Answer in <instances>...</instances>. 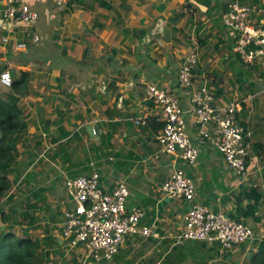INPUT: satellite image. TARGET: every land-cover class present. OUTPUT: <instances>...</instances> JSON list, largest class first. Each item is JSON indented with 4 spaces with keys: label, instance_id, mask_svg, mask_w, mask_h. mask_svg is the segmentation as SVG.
<instances>
[{
    "label": "crops",
    "instance_id": "obj_1",
    "mask_svg": "<svg viewBox=\"0 0 264 264\" xmlns=\"http://www.w3.org/2000/svg\"><path fill=\"white\" fill-rule=\"evenodd\" d=\"M231 1L70 0L62 13L52 0H33L37 20L30 24L8 23L0 6V72H9L13 83L23 71L28 77L27 93L14 95L0 74V97L19 98L27 125L7 172L10 189L0 198V246L4 234L12 243L0 264H79L82 251L69 248L62 235L73 208L65 181L94 171L108 191L125 181L127 207L141 208V226L155 228L102 264H264V69L244 65L233 51L236 36L222 20ZM22 41L27 49H16ZM192 54L198 57L196 86L206 85L218 104L240 101L239 120L252 132L247 179L236 176L210 143L200 146L196 166L182 163L195 181L197 204L253 229L251 241L231 250L218 242L174 244L190 205L162 191L175 160L155 159L159 131L134 123L154 118L148 83L189 111L190 93L180 88L178 72ZM186 118L195 142L193 115ZM90 126H97V135ZM17 239L27 242L16 247ZM9 252L18 259L11 261Z\"/></svg>",
    "mask_w": 264,
    "mask_h": 264
},
{
    "label": "built area",
    "instance_id": "obj_2",
    "mask_svg": "<svg viewBox=\"0 0 264 264\" xmlns=\"http://www.w3.org/2000/svg\"><path fill=\"white\" fill-rule=\"evenodd\" d=\"M31 1L0 0L2 18L10 24L35 22L37 14L32 11ZM52 1L59 12L68 11L70 0ZM258 1L256 6L254 0H233L222 17L224 26L236 36L233 51L246 66L264 65V0ZM256 7L259 8L256 10ZM39 40L37 35L32 38L33 43ZM2 41L6 43L8 38ZM15 46L18 50H26L28 44L22 41ZM197 65V54H192L185 59L178 72L180 88L190 93L189 111L182 109L178 97L155 84H146L149 113L162 124L157 134L159 149L155 159L161 155L174 158L173 169L164 181L162 191L167 198L190 205L183 230L174 238V244L218 242L225 250H231L251 241L255 236L253 229L224 213L197 204L195 181L182 163L196 166L200 146L210 143L236 176L247 179L252 132L239 120L240 101L218 104L206 85L196 86L194 76ZM1 81L11 87V74L2 73ZM187 112L193 115V125L197 129L195 142L188 131ZM134 123L148 127L147 118H137ZM179 160L181 164L177 163ZM65 187L73 208L64 216L62 235L69 248L82 251L85 256L82 264L109 262L130 239L135 236L149 237L154 232V227L141 226L145 215L141 208L127 207L130 191L125 181H120L112 191H108L101 184L100 173L94 171L67 178ZM262 240L264 244V236Z\"/></svg>",
    "mask_w": 264,
    "mask_h": 264
},
{
    "label": "trees",
    "instance_id": "obj_3",
    "mask_svg": "<svg viewBox=\"0 0 264 264\" xmlns=\"http://www.w3.org/2000/svg\"><path fill=\"white\" fill-rule=\"evenodd\" d=\"M27 81V74L23 71L20 80L12 84L13 94L24 95L27 93ZM14 95H6L5 98L0 97V198L10 189L7 172L15 161L18 145L27 129L23 113L18 105L19 98ZM147 121L148 129L156 133L161 130L162 124L158 123L155 118H147ZM26 242L19 241L21 244L19 247ZM5 245L7 246V244L2 243L0 246V256L3 255ZM9 254L11 261L18 259L15 252L14 254L9 252Z\"/></svg>",
    "mask_w": 264,
    "mask_h": 264
},
{
    "label": "rangeland",
    "instance_id": "obj_4",
    "mask_svg": "<svg viewBox=\"0 0 264 264\" xmlns=\"http://www.w3.org/2000/svg\"><path fill=\"white\" fill-rule=\"evenodd\" d=\"M162 31H163V29L160 30L159 34H160ZM158 37L161 38V35H159ZM181 46L184 47V49H185L187 52H188V51H193V50H195L194 47L189 48V46H187L186 44H181ZM179 54H180V55H183L184 53L180 52ZM240 63H241V62H240ZM240 63L237 62L238 66L242 64V63H241V64H240ZM258 66H261V70L264 69V65H258ZM258 68L260 69V67H258ZM250 71H251V69H250ZM0 74H1V72H0ZM250 79H252V80L255 79V75H254V73L252 74V76L250 77ZM18 105H19V102H18ZM88 146H89V145H88ZM88 146H86V148H87ZM10 239H11V238L5 239V234H4V235H3V239H2V243H5V244L7 243V244H9V245H12ZM16 241H17V242L14 243V244H16V245H15L16 247H19V245H21V244H19L18 239H17ZM7 248H8V247L5 245V249H4V251H3V254L7 251ZM79 257H80L79 264H82L83 261H84V259H85V256H84V254L81 252V253L79 254Z\"/></svg>",
    "mask_w": 264,
    "mask_h": 264
},
{
    "label": "water",
    "instance_id": "obj_5",
    "mask_svg": "<svg viewBox=\"0 0 264 264\" xmlns=\"http://www.w3.org/2000/svg\"><path fill=\"white\" fill-rule=\"evenodd\" d=\"M161 28H162V23H160V24L158 25V28H156L155 31H159V29H161ZM88 130H92V132L94 131V132H95V135H97V133H98V128H97V126H94V127L90 126V127L88 128Z\"/></svg>",
    "mask_w": 264,
    "mask_h": 264
}]
</instances>
